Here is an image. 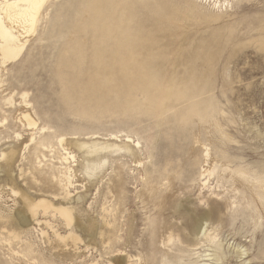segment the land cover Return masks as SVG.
<instances>
[{
	"label": "rangeland",
	"instance_id": "obj_1",
	"mask_svg": "<svg viewBox=\"0 0 264 264\" xmlns=\"http://www.w3.org/2000/svg\"><path fill=\"white\" fill-rule=\"evenodd\" d=\"M167 3L181 20L141 34L135 74L94 76L90 41L72 29L80 0H50L22 56L0 62V264H264V0ZM76 43L82 52L64 53ZM191 68L200 76L183 83ZM165 74L186 95L167 106L204 103L209 122L154 117ZM92 143H128L137 157L90 155ZM204 143L211 177L194 165ZM40 202L53 207L30 209ZM57 209L71 210V226ZM171 234L181 241L169 245Z\"/></svg>",
	"mask_w": 264,
	"mask_h": 264
},
{
	"label": "bare ground",
	"instance_id": "obj_2",
	"mask_svg": "<svg viewBox=\"0 0 264 264\" xmlns=\"http://www.w3.org/2000/svg\"><path fill=\"white\" fill-rule=\"evenodd\" d=\"M49 1L50 0H0V58H1L0 62L2 63V65L11 64L17 61L22 56L27 44V42L24 41L25 39H23V37L24 36L28 37L30 35L35 34V32L38 29V24L42 16V13L44 11V8L46 7ZM170 1L172 2V0ZM170 1L168 0H80V4L77 6L76 12L82 18L76 24H74V27L72 29L73 32L77 33L82 40L90 41V46L95 58L94 76L96 78L108 77L109 74H107V70L109 68L112 69L113 67L114 68L117 67L116 71H119V73H123L124 71L130 74L137 73V68L139 67V61H140L139 55L142 46L141 34L149 32L147 34L150 35L156 32L157 33L165 32V31L168 32L171 29L172 30L176 29L177 23L181 20V17H179L176 10L174 11L173 9L168 7L167 2ZM150 15L154 16L153 17L154 19L156 18L154 24H150L148 20V17ZM68 48L66 51L64 50V53L69 52L70 49L72 51L80 50L82 52L83 45L76 43L74 45L71 44V47L69 46ZM72 57H74V53ZM74 61L71 62L67 61L66 63L63 62L62 64H60L62 71L60 70L61 75L59 74L60 72L58 74L61 76V78H63V76L67 77V73L64 71L65 68L67 67L74 68L80 65V62L78 60L75 59ZM181 65L184 66V64ZM199 76L200 75H198L196 69L191 68L190 75L188 76L186 74L181 80L183 83L187 84L193 81L194 79H198ZM173 84H174L173 79L169 78V76H167L166 74L161 75L157 79V82L155 83L154 91L151 93V98L153 100L150 102L148 106L152 110L154 117H161L164 114L166 115V113L170 111H175V109H172L167 106L166 103L167 100H169L170 102L172 101L171 98H174L176 101H180L184 99V97L186 96L185 94L181 93ZM26 98L27 96L24 94L23 95L24 101H26ZM143 105L144 103L141 104V106ZM175 112H176L175 115H173L172 113L171 114L173 115V117L176 116L175 123L177 120L178 124L180 125L185 123L187 124V122L191 123L193 122L192 120L194 118L195 119L200 118L198 122H200L201 120L202 123H207L210 121L211 118L209 108L204 103L201 102L194 103L187 112L184 113L178 111ZM25 120L27 122L26 123L27 126L36 125L31 120V118H29V116L25 117ZM197 142L200 143V141L198 140ZM59 143L62 145L63 141L60 139ZM204 144L203 147L206 146V144L205 145ZM74 145L77 148L79 147V149L80 148L84 149V147L85 146L87 147L88 144L81 145L80 143V145H78L74 143ZM88 149H89L88 153H90V155L93 153H98L100 151L103 152V150L115 149L116 152L125 151V153H127L128 155L134 157L133 159L137 157L136 150L134 151V149L130 148L128 143L122 146L114 145V143L113 144L105 143V145L92 143L90 146H88ZM205 149L206 150L203 153V157L201 156L202 159L199 158V162L197 161L198 164H195L197 163L195 162L196 160H193V162H195L194 165H198L202 170V172H199V176L203 177L205 175H208V177H211L212 175H214L215 170L214 169L211 170L209 166L207 169H205V166H203L205 164L209 165V161H210L209 150L207 147H205ZM105 162L106 161H104V163ZM139 165L140 166L142 165V161L138 162V166ZM94 169L95 167L92 168L87 167V174L89 176H92L94 174L93 171ZM164 169L166 170V167ZM261 180H262L261 182H263L264 179L261 178ZM261 182L260 184L263 185V183ZM122 189H124V185ZM39 207H42L44 211L47 212L53 206L47 202H40L35 207L31 206L30 209H33V211L36 212L37 208ZM178 209L179 208L177 206V211ZM57 212L67 221L68 226L72 225L73 216L71 210L57 209ZM204 220H210V218L204 215L203 217L201 216L199 218L193 219L192 227L194 228V231L197 232L198 234L203 232L200 230V225L202 221L204 222ZM204 235L206 236V238H209L211 240L216 238L215 236L214 238H212L211 235H206L205 231H204ZM176 238H178L181 241L179 235L178 236L174 234L169 235L167 243L169 245L175 243L174 241H176ZM79 240L80 238L75 237V241H79Z\"/></svg>",
	"mask_w": 264,
	"mask_h": 264
}]
</instances>
